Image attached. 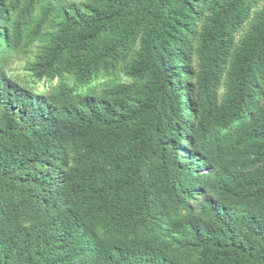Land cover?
I'll use <instances>...</instances> for the list:
<instances>
[{"label": "trees", "instance_id": "obj_1", "mask_svg": "<svg viewBox=\"0 0 264 264\" xmlns=\"http://www.w3.org/2000/svg\"><path fill=\"white\" fill-rule=\"evenodd\" d=\"M0 264H264V0H0Z\"/></svg>", "mask_w": 264, "mask_h": 264}, {"label": "rangeland", "instance_id": "obj_2", "mask_svg": "<svg viewBox=\"0 0 264 264\" xmlns=\"http://www.w3.org/2000/svg\"><path fill=\"white\" fill-rule=\"evenodd\" d=\"M6 73L9 75H22L24 74V59L17 58V62L14 64L8 65L6 68Z\"/></svg>", "mask_w": 264, "mask_h": 264}]
</instances>
